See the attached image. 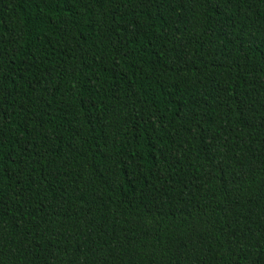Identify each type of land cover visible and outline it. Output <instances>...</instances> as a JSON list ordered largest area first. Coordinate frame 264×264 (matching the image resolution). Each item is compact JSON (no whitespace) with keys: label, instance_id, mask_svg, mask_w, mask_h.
Wrapping results in <instances>:
<instances>
[{"label":"trees","instance_id":"1","mask_svg":"<svg viewBox=\"0 0 264 264\" xmlns=\"http://www.w3.org/2000/svg\"><path fill=\"white\" fill-rule=\"evenodd\" d=\"M0 264H264V0H0Z\"/></svg>","mask_w":264,"mask_h":264}]
</instances>
